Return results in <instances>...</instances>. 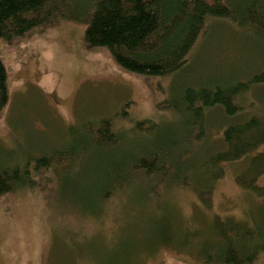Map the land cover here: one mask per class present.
I'll use <instances>...</instances> for the list:
<instances>
[{
    "label": "rangeland",
    "instance_id": "1",
    "mask_svg": "<svg viewBox=\"0 0 264 264\" xmlns=\"http://www.w3.org/2000/svg\"><path fill=\"white\" fill-rule=\"evenodd\" d=\"M84 31L81 24L60 21L10 44L0 41L9 92L0 116V167L25 161L31 167L35 159L73 149L77 134L85 136L100 119L130 134L104 154L91 151L74 163L51 164L47 173L29 175L28 186L0 197V264H202L168 244L185 248L186 229L208 230L213 215L256 219L264 197L234 182L243 163L225 165L211 209L164 177H141L112 198H99L103 165L144 145L145 138L129 131L135 122L153 119L161 129L168 126V112L157 106L173 91L246 81L263 71L264 44L228 21L211 22L181 70L143 77L119 68L105 49L86 50ZM237 101L241 111L235 118L211 112L205 139L187 153L192 159H182L197 169L194 182L204 183L198 168L223 148L227 125L264 114V84L251 86ZM184 150L188 146L179 143L167 156ZM253 264H264V254Z\"/></svg>",
    "mask_w": 264,
    "mask_h": 264
},
{
    "label": "trees",
    "instance_id": "2",
    "mask_svg": "<svg viewBox=\"0 0 264 264\" xmlns=\"http://www.w3.org/2000/svg\"><path fill=\"white\" fill-rule=\"evenodd\" d=\"M60 21L83 25L86 50L105 49L119 68L143 77H165L181 70L211 22L228 21L264 44V0H0V41L10 44L32 29ZM263 84L264 70L246 81L173 91L157 106L168 112L171 122L165 129L153 119L135 122L129 131L145 138L144 145L103 165L106 175L97 196L112 198L141 177H164L190 190L205 209H211L214 184L224 176L225 165L243 163L235 184L264 197V114L223 129V148L208 155L198 168L203 184L193 181L197 169L182 162L192 159L187 153L205 139L213 110L219 109L226 119L235 118L241 111L237 99L251 86ZM8 100L7 72L0 59V116ZM170 124H179L182 131ZM87 129L85 136L77 134L73 149L35 159L31 167L28 161L0 167V197L28 186L29 175L45 174L51 164L74 163L91 151L104 154L128 133L114 130L105 118ZM179 143L188 146V152L168 158ZM181 239L185 248L168 247L202 264H253L264 254V207L256 219L213 215L208 230L189 228Z\"/></svg>",
    "mask_w": 264,
    "mask_h": 264
}]
</instances>
